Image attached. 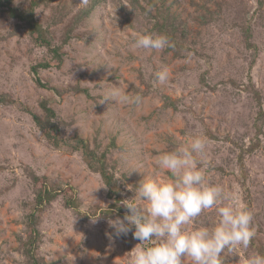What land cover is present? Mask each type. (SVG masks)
<instances>
[{"label": "rangeland", "instance_id": "374dc122", "mask_svg": "<svg viewBox=\"0 0 264 264\" xmlns=\"http://www.w3.org/2000/svg\"><path fill=\"white\" fill-rule=\"evenodd\" d=\"M160 1L98 0L80 19L93 0L39 5L36 19L61 46L59 66L48 65L58 56L34 39L26 22L0 6V264H27L35 175L58 190L39 214L35 248L44 264H127L141 242L131 232L115 238L109 222L123 219L122 201L134 198L142 180L169 179L157 166L162 153L198 134L207 138L198 159L208 183L239 196L253 213L254 238L264 245V0H169L184 19V37L176 36L174 49L135 48L137 35L160 34L154 27L166 17ZM27 5L14 0L20 9ZM40 63L48 66L36 73ZM162 67L169 69L164 83L155 77ZM114 87L142 102L103 100ZM44 99L66 140L60 147L34 119L45 116ZM76 135L107 151L121 192L114 209L101 174L73 147ZM69 186L78 208L65 204ZM218 220L212 208L189 227ZM254 243L225 252L224 264L262 254Z\"/></svg>", "mask_w": 264, "mask_h": 264}, {"label": "clouds", "instance_id": "9594fccd", "mask_svg": "<svg viewBox=\"0 0 264 264\" xmlns=\"http://www.w3.org/2000/svg\"><path fill=\"white\" fill-rule=\"evenodd\" d=\"M134 47L162 51L174 49L175 43L166 34L147 33L136 36ZM155 77L166 82L169 69L162 67ZM108 98L135 105L142 102L139 94L130 96L120 87L112 88L103 100ZM206 148L207 138L198 134L162 153L157 166L167 171L169 179H144L136 186L134 198L122 201L127 211L123 219L109 222L113 235L118 239L131 232L141 242L128 253L127 264H186L189 259L191 264H224L225 252L250 246L255 237L253 213L235 192L208 183L198 159ZM212 208L219 217L215 226L189 227ZM244 264H264V254L250 255Z\"/></svg>", "mask_w": 264, "mask_h": 264}, {"label": "trees", "instance_id": "16d2710c", "mask_svg": "<svg viewBox=\"0 0 264 264\" xmlns=\"http://www.w3.org/2000/svg\"><path fill=\"white\" fill-rule=\"evenodd\" d=\"M54 0H28V5L25 9H20L19 7L14 6V0H0V6H6V10L10 16L18 17L21 20H24L29 27L30 34L34 36V39H37L39 44L45 45L48 47L50 51H53L54 54L58 57H62V59H57L56 63H48V65H56L59 66L63 60V54L60 49L61 46L53 45L52 42L47 37V31L44 28V25L40 23L36 19V8L41 4H48L53 2ZM98 0H93L92 5L82 10L77 18L85 16L90 12L92 7H94L95 3ZM161 7L164 8L166 17L163 21H156L154 27L160 32V34H166L170 37L173 42H176V36L181 38L184 37L185 30H187L186 25L182 26L184 23L181 17H178L174 14L173 10L169 5V0H162ZM160 13V9H156ZM161 17V16H160ZM173 21L179 23L178 25H174ZM181 24V25H180ZM67 40V39H65ZM43 66L44 64L40 63L38 65L33 66V70L37 73L38 67ZM47 64L44 66H48ZM37 82L40 85H43L40 78H37ZM44 86V85H43ZM43 109L45 110V116H39L37 114L34 115V119L41 129V131L46 136L47 140L54 146L60 147L66 141L61 135L59 125L55 121V110L48 104L47 100H43L41 103ZM74 148H79L82 150L83 155L85 157L88 165L99 172L102 176L104 185L108 188L107 196L111 199L112 206L110 208L114 209L118 206V201L121 200L120 196V187L118 180L114 172L110 169L107 157V151L99 152L98 150L91 147L90 142L87 138L82 137L80 135L74 136ZM115 144V140L112 141L111 145ZM36 184H38V190L36 192V196L34 201L32 202V212L28 215V224L30 228V236L27 241H25V251H26V262L27 264H44L42 260L39 258L35 243H37L39 238L38 232V222H39V214L45 210L47 206H49L52 201H54L58 196V190L56 186L50 183L45 176H37L34 177ZM67 191H73L71 195L65 201L67 206H72L78 208V200L73 195L75 193V189L73 186H69L66 188ZM255 242V243H254ZM253 246H258L259 251L264 254V245L258 242L257 239L253 238L252 240Z\"/></svg>", "mask_w": 264, "mask_h": 264}]
</instances>
